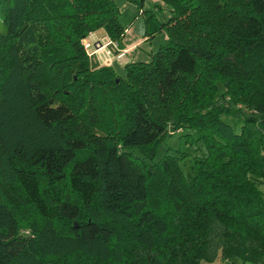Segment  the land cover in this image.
Instances as JSON below:
<instances>
[{"label": "trees", "instance_id": "trees-1", "mask_svg": "<svg viewBox=\"0 0 264 264\" xmlns=\"http://www.w3.org/2000/svg\"><path fill=\"white\" fill-rule=\"evenodd\" d=\"M160 1L120 75L116 0H0V264H264V0Z\"/></svg>", "mask_w": 264, "mask_h": 264}, {"label": "rangeland", "instance_id": "rangeland-1", "mask_svg": "<svg viewBox=\"0 0 264 264\" xmlns=\"http://www.w3.org/2000/svg\"><path fill=\"white\" fill-rule=\"evenodd\" d=\"M138 1L140 0H116L120 11L119 22L126 29V31L121 40H119L120 46H118V49L112 50L114 60L119 54L122 56L120 58L124 59L123 56L128 57L129 59L127 62L131 60L138 61L139 59L147 61L149 58L148 53L155 51L158 44L163 40L164 33L157 32L151 41H144V30L146 28L145 15L149 14L144 11H150L154 13L155 17L159 21H164L168 16V7L160 0H144L143 8L141 9ZM122 45L138 46L129 52L127 48L121 47ZM90 59L93 60V58ZM112 64L118 74L124 75V65L122 63L116 62L115 60ZM184 133H188L189 136H181ZM196 137L197 132L195 130L185 129L182 132H174L166 140L161 152L166 148H170L172 152H175L176 149H180L181 151L189 154V159L195 155H200L203 152V147L200 142L195 139ZM261 188L264 190L263 186ZM213 264H216V262ZM221 264H232V261L226 260ZM234 264L249 263H243L240 260H235Z\"/></svg>", "mask_w": 264, "mask_h": 264}, {"label": "built area", "instance_id": "built-area-1", "mask_svg": "<svg viewBox=\"0 0 264 264\" xmlns=\"http://www.w3.org/2000/svg\"><path fill=\"white\" fill-rule=\"evenodd\" d=\"M84 49L100 65H111L114 61L112 50L118 49L119 42L112 40L106 34L97 35L92 32L83 40ZM121 48V47H120Z\"/></svg>", "mask_w": 264, "mask_h": 264}, {"label": "crops", "instance_id": "crops-1", "mask_svg": "<svg viewBox=\"0 0 264 264\" xmlns=\"http://www.w3.org/2000/svg\"><path fill=\"white\" fill-rule=\"evenodd\" d=\"M95 34H98V35H101V34H103V31L102 30H98V31H96L95 32ZM143 39H145V38H143ZM138 46V45H137ZM137 46H121V47H124V48H127L128 49V51L130 52V51H132L133 49H135ZM128 52V53H129ZM120 57H122L121 55H117L116 56V58H115V60H116V62H119V63H122L123 65L128 61V57H126V56H123L124 57V59L123 58H120ZM114 60V61H115ZM139 60H142V59H139ZM112 66H114L113 64H112ZM222 263V261L221 260H217L216 261V264H221Z\"/></svg>", "mask_w": 264, "mask_h": 264}]
</instances>
